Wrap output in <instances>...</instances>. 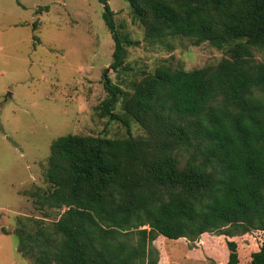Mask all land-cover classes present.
Masks as SVG:
<instances>
[{
	"label": "trees",
	"instance_id": "obj_1",
	"mask_svg": "<svg viewBox=\"0 0 264 264\" xmlns=\"http://www.w3.org/2000/svg\"><path fill=\"white\" fill-rule=\"evenodd\" d=\"M128 1L149 41L186 36L229 45V55L189 70L160 64L131 90L105 69L97 109L128 135L53 140L49 187L28 193L37 208L64 211L52 221L21 216L16 229L33 264H160V235L264 231V0ZM103 17L115 42L110 67L126 69L127 48L140 41L118 29L108 4ZM133 121L145 135L133 134ZM227 245L225 264H241L237 241ZM247 264H264V244Z\"/></svg>",
	"mask_w": 264,
	"mask_h": 264
},
{
	"label": "rangeland",
	"instance_id": "obj_2",
	"mask_svg": "<svg viewBox=\"0 0 264 264\" xmlns=\"http://www.w3.org/2000/svg\"><path fill=\"white\" fill-rule=\"evenodd\" d=\"M118 29L139 45L127 48L126 69L115 71V42L100 0H0V264H33L18 251L21 216L60 217L64 209L37 208L30 190L49 187L48 157L54 139L68 133L125 137L127 128L101 116L108 76L124 89L163 63L187 70L215 64L229 55V45L186 36L152 42L133 20L128 0H107ZM49 5V8L45 6ZM37 27H34V22ZM264 61V50H256ZM117 111H122L118 104ZM132 131L145 135L135 121ZM227 240L238 243L241 264L264 244V232L233 237L206 232L196 241L157 238L160 264H225Z\"/></svg>",
	"mask_w": 264,
	"mask_h": 264
},
{
	"label": "crops",
	"instance_id": "obj_3",
	"mask_svg": "<svg viewBox=\"0 0 264 264\" xmlns=\"http://www.w3.org/2000/svg\"><path fill=\"white\" fill-rule=\"evenodd\" d=\"M204 234H205V233H204ZM162 237H164V236H163V235H160L158 238H159L160 240H162ZM250 260H251V255L249 256V258H248V257L245 258L244 261H246V262H244L243 264H247Z\"/></svg>",
	"mask_w": 264,
	"mask_h": 264
},
{
	"label": "water",
	"instance_id": "obj_4",
	"mask_svg": "<svg viewBox=\"0 0 264 264\" xmlns=\"http://www.w3.org/2000/svg\"><path fill=\"white\" fill-rule=\"evenodd\" d=\"M108 2L106 1V2H104V4L106 5Z\"/></svg>",
	"mask_w": 264,
	"mask_h": 264
},
{
	"label": "built area",
	"instance_id": "obj_5",
	"mask_svg": "<svg viewBox=\"0 0 264 264\" xmlns=\"http://www.w3.org/2000/svg\"><path fill=\"white\" fill-rule=\"evenodd\" d=\"M260 231V230H259ZM261 232H264V231H261Z\"/></svg>",
	"mask_w": 264,
	"mask_h": 264
}]
</instances>
